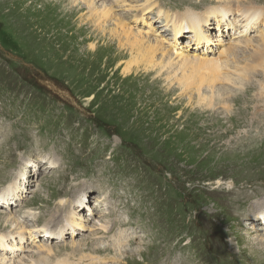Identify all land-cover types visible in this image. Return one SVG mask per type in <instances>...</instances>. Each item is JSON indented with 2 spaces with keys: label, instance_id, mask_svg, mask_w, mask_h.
I'll return each mask as SVG.
<instances>
[{
  "label": "rangeland",
  "instance_id": "1",
  "mask_svg": "<svg viewBox=\"0 0 264 264\" xmlns=\"http://www.w3.org/2000/svg\"><path fill=\"white\" fill-rule=\"evenodd\" d=\"M73 1L0 0V194L22 195L11 209L0 202V240L16 233L15 250L26 246L12 259L40 258L41 245H50L49 259L67 264H264V213L256 210L264 201V125L252 123L253 113L264 114L252 87L263 69L249 62L253 45H234L248 84L238 76L218 82L223 94L214 92L219 100L208 107L194 87L179 85L176 55L166 58L171 66L123 72L126 50L80 25L79 15L91 12ZM146 1L124 0L117 11L130 21ZM153 1L175 15L190 12L196 27L224 6V15H239L234 1L264 8V0ZM103 2L111 0L93 5ZM157 7L134 25L168 38L173 54L194 53L193 38L170 44V20ZM226 45L202 55L214 58ZM48 161L54 168L45 170ZM44 225L65 233L47 238ZM4 247L0 258L11 251Z\"/></svg>",
  "mask_w": 264,
  "mask_h": 264
},
{
  "label": "bare ground",
  "instance_id": "2",
  "mask_svg": "<svg viewBox=\"0 0 264 264\" xmlns=\"http://www.w3.org/2000/svg\"><path fill=\"white\" fill-rule=\"evenodd\" d=\"M55 1L58 2V1H63V0H55ZM83 1L86 3V5L89 8L88 12H91V13L89 16L85 15L84 13L79 15V18L81 21L80 25L81 24H83V25L88 24L87 29L91 28L92 31L95 32L96 35L100 36L101 38L109 37V39H112L113 41H118V47H123L124 51L126 50V52H125V53H127L126 55H129V58L126 61V65L122 69L123 72L130 73L134 69L136 70V72H138L140 70L139 67L140 66L142 67V65H144L143 68H148V67L154 68L156 66H160V68H163L167 65L171 66L172 61L171 60L167 61L166 58L169 57L171 59V57L173 55H176L180 59V62L178 64L179 66H178L177 70H180L182 73L181 77L176 78L177 80L180 81L179 85L184 87L185 89H189L191 87H194L195 88L194 94L199 95V101L200 102L201 101L205 102V100H207L206 105L208 104L207 105L208 107L212 106L211 100L213 99L214 92L217 94H223L222 93L223 90L220 89L221 86L218 85L219 88L217 87L218 82H221V84H223L224 82L236 83L235 81H236V78L238 76V81L241 83L240 84L241 87H244L248 84V83L243 82L241 78L242 77L249 78L250 77V70L248 71V69H247L248 67L246 68L247 65H245V66L240 65V63L242 64V62L237 58L238 57L237 52H238L239 48L235 49L234 45L237 43L241 47H242V43L246 44L247 46L253 45L252 50L249 51V55L251 57V60L249 62L252 61V63L255 66L261 65V67L263 69L262 70L263 74L259 75V77L262 79V81L259 80L258 84L254 82L252 85V87H254V89L258 88L257 93L259 95V98L257 99L258 101L256 103V107H254V108H256V110L258 108L264 109V8L263 7H261L257 4H245V3H241L239 1L238 2L234 1L231 5H234V7H236L235 10L238 11L239 15L238 14L232 15V17H228L227 15H224L229 10V6H224L220 10H218L216 12V14L213 15V18L204 17L201 21L203 23V26L200 25V26L196 27V26H194L195 22H193L192 19L187 17L188 15H192L190 12H182V13L175 15V14L171 13L170 10H167L168 8H165V7L161 6L160 4H157L153 0H147L145 2V4H143V7L140 9V13H135V15L133 14V17L130 21L126 19L127 15L124 14L125 16H122L117 11V9H118L117 6H120V5L124 6V4H123L124 0H111V3L103 2L104 5L102 8L98 7L96 4H94L95 7H93L94 6L93 2L95 3L96 0H92V1L83 0ZM73 2H75V1H73ZM115 4H117V5L115 6ZM74 5H75V8L76 7L80 8V6L77 3H75ZM138 5H140V4H138ZM90 7H92V9H93L92 11H91ZM156 7L158 9L157 11L159 12V14L157 16H161V17L164 16L166 19L172 21L171 27H168L166 22L163 24V27L171 29V31L175 37L183 36L186 38V41H184L183 43H180V45H179L180 47L182 44H184V43L186 44L187 42H189L193 38L194 44H191L190 47L193 48L192 52L195 51L194 53H192V54L191 53L190 54H179V53L173 54L172 48L169 47V44L167 41V40H169L168 38L157 39L155 37L150 36L148 34V32L142 28V25L140 28L134 25V22L135 21L137 22L136 19L141 18V16L143 14L148 13L149 11H151L153 8H156ZM71 12L74 13L73 10H71ZM148 15H150V14H148ZM230 15H231V13H230ZM236 17L238 19H236ZM110 18H116L117 27L114 26V27L108 28V27H106V25L105 26H103V25L97 26L96 25V22H98V24H101L102 22L110 20ZM176 20L177 21L178 20L183 21V23L178 24ZM208 22H209V24H207ZM240 22L243 23L242 26L239 25ZM138 24H140V23H138ZM186 24H188L190 26L186 27ZM215 24L216 25L218 24L217 31L218 32L220 31L219 34L216 32H214V33L212 32ZM94 26L96 27V29H94ZM119 26L122 28L120 30V32L117 29V28H119ZM134 27H135V31L133 29ZM108 29H109V32H108ZM147 29L149 31H152L150 28H147ZM205 29H207L206 34L204 33ZM252 29H254V32H257L256 36H251ZM107 32L109 34H107ZM206 36H208L209 40H207ZM228 36H231V37L234 36L232 41H228L230 39V38L228 39ZM224 37H225V39H223ZM177 38H173V39L176 41ZM256 40H257V42L255 43ZM213 43H217L215 45H218V43L222 44V45H225V44H227V45H226V47L222 48V50L219 52V55L214 57V58L213 57H207L206 56L207 54L205 56H203L202 54L198 53L199 51L201 52L204 50H208L210 46H212V48H210V51L212 53L216 52V50H215L216 48H215V45L213 46ZM94 47H95L94 45L91 46V48H94ZM160 53H161V55H160ZM182 60H184V61L181 62ZM224 85H225V83H224ZM204 86H206V88H208V92L211 93L210 95H208V94L207 95H201V89ZM230 91H232V90H230ZM65 93H67V92L65 91ZM193 96H194L193 94H190L189 98L192 99ZM215 98H217V97H215ZM217 100H219V99L217 98ZM256 110L254 109V111H256ZM253 115H254V118L252 119V123L257 125V126L262 127L264 125V114L259 113V114L255 115L253 113ZM251 139H253V138H251ZM257 139L258 138L254 137V141H256ZM46 163L47 164L44 167L45 170H47L48 168L49 169L54 168L53 162L48 161ZM37 164H35V162H31L29 165H35L34 167H37ZM39 166H40V164H39ZM48 166H51V167H48ZM20 179H24V178H20ZM21 185H23V183H21ZM28 191L32 192L33 190H28ZM260 193L261 192L254 190V194H260ZM7 195H10V194L1 193L0 194V200H1V198H7ZM13 195L16 197L15 199H16V205H17V202L20 201L22 198V195L20 194V188L18 189V195L20 196V198L15 193L11 194V196H13ZM252 195H248L246 193L245 200H248L249 198H251ZM8 204H10V203L7 202L6 205H8ZM259 204H261V206H260V208H258L256 210L257 211L260 210V212H258V215L261 214V216H262V213H264V201L259 202ZM2 208H3V206H2ZM9 208L11 209V208H13V206H10ZM29 213H31V212H29ZM79 214L84 215L82 213H79ZM256 214L257 213H255L254 216H256ZM254 216L251 218L253 219ZM9 218L4 219L5 222H10L11 220ZM82 218H83V216H82ZM17 221L19 222V219ZM252 221H251V224L254 223ZM23 222H25V221H23ZM11 223H13V222H11ZM76 223H78V221ZM79 224H81V222ZM61 225L66 226V222L63 221L62 223L56 225L54 228L61 227ZM16 226L18 227V225H16ZM14 229H15L14 232H16L17 228L14 227ZM41 229H42L41 231L44 233V235L47 238L50 237L52 239L60 238L65 233V231L63 233H60V230L56 233L55 231L52 230L50 225H44L43 227H41ZM1 230H4V229H1ZM6 230H9V229H6ZM6 230H4V231H6ZM45 230H46V232H45ZM11 231H13V230H11ZM71 231H72V229H71ZM58 234H60V235L58 236ZM30 236H31V234L29 235V237L26 234H24V239H23L22 243L25 244V241H28ZM12 237H15V238L9 239L6 237V238H2L0 240V247L1 248H5L4 246H6V248L11 249V251L6 249V252H9V253H6L5 256L1 255L2 258H0V264H67L65 260L57 259L56 261H54L55 259L54 260L52 258L49 259L50 254L54 250V247H51L50 245H41L42 247H40V248L42 250H44V252L46 254L41 255L40 258L34 259V257H32L31 261L30 260H28V261L24 260L23 263H22V261L21 262L19 261L16 263V260L12 259L13 257L15 258L14 253L16 251H22L24 247L19 248L18 250H15L19 245H17V243L13 240H17L16 238L19 236L15 233L12 235ZM262 241L264 242V235L262 237ZM9 243H10V245L8 246ZM14 245H15V247H14ZM25 248H26V246H25ZM2 250L5 251V249H2ZM106 250L107 249L99 250L98 253H101V251L104 252ZM63 257H65V256H63ZM7 258L9 259V261H7Z\"/></svg>",
  "mask_w": 264,
  "mask_h": 264
}]
</instances>
